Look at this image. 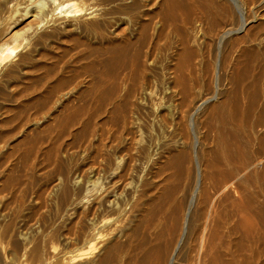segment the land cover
<instances>
[{"label":"bare ground","instance_id":"bare-ground-1","mask_svg":"<svg viewBox=\"0 0 264 264\" xmlns=\"http://www.w3.org/2000/svg\"><path fill=\"white\" fill-rule=\"evenodd\" d=\"M256 65L264 0H0V264H264Z\"/></svg>","mask_w":264,"mask_h":264},{"label":"rangeland","instance_id":"rangeland-1","mask_svg":"<svg viewBox=\"0 0 264 264\" xmlns=\"http://www.w3.org/2000/svg\"><path fill=\"white\" fill-rule=\"evenodd\" d=\"M257 66V67H256ZM255 66V68H254V71H255V69H256V73L254 72H251L250 71V73L249 74H252L251 76H256V77H249V79H251V80H249L248 79V81L249 82H245L246 84H248V83H250V81L252 82V80H253V82H254V84L253 83H250V85L251 86H254L255 85V92H256V97H257V104H256V106H255V108H256V112H263L264 111V101H262L261 100V93L264 91V71L262 70V68L260 69V66H258V65H256ZM258 69V70H257ZM75 73L74 74H80L81 76L83 75L82 74V71L79 69V68H75ZM261 72V73H260ZM71 74V73H70ZM69 73H67V74H65L66 76L67 75H70ZM73 74V73H72ZM31 77L33 78V82L31 81V80H29L28 81V83L29 84H31L32 83V85H34V86H36L39 90L41 89L40 87V85H41V83H37L38 85H36V84H34L35 82V80L36 79H40L41 78V69L38 71V70H36V72H32V75H31ZM84 75H83V77H81V80L82 79H84ZM254 78H255V80H254ZM85 79H86V77H85ZM256 82V83H255ZM258 82V83H257ZM258 84H260V85H258ZM249 84H248V86H250ZM251 88V87H250ZM249 88V89H250ZM261 88V89H260ZM245 90V91H243V92H241V90H240V88H237V90H238V92H237V94H234V95H236L235 97H234V95H231V98H232V100H231V102H229V104L230 103H232V104H228V109L227 110H229V109H232V110H234V111H236L235 109V107L238 105L239 106V110H241V109H243V113L245 114L246 112H245V110L249 107V101H248V98H249V95L248 94H250V92H251V90ZM258 90H259V92H258ZM41 91V90H40ZM39 91V92H40ZM246 92H247V94H246ZM41 93V92H40ZM236 93V92H235ZM239 94V95H238ZM239 96V97H238ZM245 96V97H244ZM246 96H247V98H246ZM242 97V98H241ZM237 98V100H235ZM235 102H234V101ZM240 101V102H239ZM248 101V102H247ZM239 103V104H238ZM243 104H245V105H243ZM247 104V105H246ZM259 105V106H258ZM232 107V108H231ZM244 107V108H243ZM235 108V109H234ZM238 108V107H237ZM231 110V111H232ZM238 110V109H237ZM230 110L228 111V112H230L229 114H231V116H232V119H231V124H234L235 125V123L237 122V118H240V116H239V114L238 115H236L237 113H235L234 111H233V114H235V115H233L232 114V112H231ZM246 111H248V109L246 110ZM234 116V117H233ZM246 117H244V119H247V117H249L247 114L245 115ZM41 117V116H40ZM234 118V119H233ZM250 118L251 117H249V120L247 119V120H245L244 121V119H243V125L245 126L244 128H245V130L246 131H244L245 133V136L246 135H249L250 133H249V131L247 130V128L249 127V124L252 122V118H251V122H250ZM236 119V120H235ZM249 123H247V122ZM247 124H248V127H247ZM248 131V132H247ZM73 183H75V182H73ZM50 204V205H49ZM55 205V204H54ZM53 205V203L51 204V202H47V205H46V207L45 208H42V210H41V212L42 211H45V212H43V213H45L44 215H45V222H42L43 224H41V229H42V231H41V240H42V238H43V240L45 241V252L44 253H49V251H50V249L49 248H51V247H55L54 249L56 250V252L57 253H60L62 250V252H66V251H72V250H74V248H76L74 245H65L64 243H62L60 240H61V237H60V235L59 234H57L56 233V231H55V227H56V219H57V217H58V210L57 209H53V208H55V206ZM54 206V207H53ZM50 207V208H49ZM50 210V211H49ZM55 210V211H54ZM53 211L55 212V214L53 213ZM48 212V213H47ZM52 212V213H51ZM56 212H57V214H56ZM50 213V214H49ZM48 214V215H47ZM56 221V222H55ZM49 222V223H48ZM54 222V223H53ZM49 224V225H48ZM51 225V226H50ZM55 226V227H54ZM43 227V228H42ZM47 227H49V228H47ZM44 229V230H43ZM50 230V231H49ZM46 231L48 232L49 231V233H46ZM53 233V234H52ZM56 233V234H55ZM59 235V236H58ZM47 236V237H46ZM51 237V238H50ZM58 238H59V240H58ZM49 239V240H48ZM50 239H51V241H50ZM57 239V241H55ZM54 240V241H53ZM49 242V243H48ZM54 242H56V243H54ZM58 243V244H57ZM52 244V245H51ZM65 246V247H64ZM49 250V251H48ZM65 250V251H64ZM48 251V252H47ZM61 252V253H62Z\"/></svg>","mask_w":264,"mask_h":264}]
</instances>
